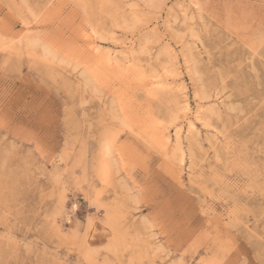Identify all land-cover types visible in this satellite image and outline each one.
Returning a JSON list of instances; mask_svg holds the SVG:
<instances>
[{"label": "rangeland", "instance_id": "obj_1", "mask_svg": "<svg viewBox=\"0 0 264 264\" xmlns=\"http://www.w3.org/2000/svg\"><path fill=\"white\" fill-rule=\"evenodd\" d=\"M0 264H264V0H0Z\"/></svg>", "mask_w": 264, "mask_h": 264}]
</instances>
